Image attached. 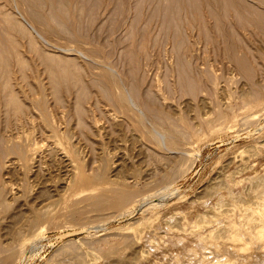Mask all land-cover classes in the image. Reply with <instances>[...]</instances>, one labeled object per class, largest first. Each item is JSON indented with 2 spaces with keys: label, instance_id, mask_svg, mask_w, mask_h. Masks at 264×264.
<instances>
[{
  "label": "rangeland",
  "instance_id": "374dc122",
  "mask_svg": "<svg viewBox=\"0 0 264 264\" xmlns=\"http://www.w3.org/2000/svg\"><path fill=\"white\" fill-rule=\"evenodd\" d=\"M217 1L0 0V264L264 260V12Z\"/></svg>",
  "mask_w": 264,
  "mask_h": 264
},
{
  "label": "bare ground",
  "instance_id": "6f19581e",
  "mask_svg": "<svg viewBox=\"0 0 264 264\" xmlns=\"http://www.w3.org/2000/svg\"><path fill=\"white\" fill-rule=\"evenodd\" d=\"M17 1V0H16ZM192 1H194V0H192ZM196 1H200V2H198V4L196 3V2H192L193 4H190V3H188L189 2V0H188V2H187V0H140V4H141V10H142V12H154V10L156 9H158L159 11H160V9H161V11L163 10V11H165V10H168V11H183V12H189V10L191 9V10H193V7H195V10H197L199 7H200V9L201 10H204V11H207L208 10V8H211V10L212 9H216V8H218V7H222V5H221V2L222 1H220V3L217 1V0H196ZM232 1V0H231ZM234 1V0H233ZM232 1V2H233ZM239 1V3H240V0H238ZM238 1H234V3H236V6L239 4V3H237ZM244 1V0H243ZM245 1H249L248 2V4H253L254 6H250L249 5V9H250V11L252 12V8L254 9V10H257L258 9V11H259V8L264 12V0H245ZM8 2L9 1H7V4H8ZM11 3H12V1H10ZM14 2V1H13ZM251 2V3H250ZM17 3V2H16ZM15 3V4H16ZM20 3H21V1H20ZM195 3L197 4V7L195 6ZM246 4H247V2H245ZM6 4V3H5ZM243 4V2H241V6L239 5V10L241 11V9H242V7H243V9L245 10V6H243L242 5ZM246 4H244V5H246ZM247 4V5H248ZM11 5H13V4H11ZM17 5H18V3H17ZM235 5V4H234ZM210 6V7H209ZM213 7V8H212ZM236 7V8H237ZM247 7V6H246ZM197 8V9H196ZM235 8V9H236ZM199 9V10H200ZM242 9V10H243ZM249 9H247V10H249ZM22 10V9H21ZM155 10V11H156ZM157 10V11H158ZM210 10V9H209ZM208 10V11H209ZM238 10V11H239ZM156 11V12H157ZM160 11V12H161ZM236 11V10H235ZM237 11V12H238ZM250 11H248V15H250ZM242 12V11H241ZM241 12H238V13H240L241 14ZM261 12V11H260ZM147 13H145L146 15H147ZM244 12H242V14H243ZM245 13H246V10H245ZM23 14H24V12H23ZM262 14V13H261ZM244 15V14H243ZM247 15V14H246ZM23 16V15H22ZM241 17V16H240ZM249 17V16H248ZM251 17H253V16H251ZM28 18V17H27ZM151 18V17H150ZM155 19V18H154ZM249 19V18H248ZM246 20V19H245ZM251 20V19H250ZM250 20H249V22H250ZM246 21H248V20H246ZM254 21H255V19H254ZM250 23H252V22H250ZM249 23V24H250ZM251 25H255V24H251ZM121 97V96H120ZM122 101V100H121ZM123 101H125L124 99H123ZM161 135V134H160ZM167 135H168V133H167ZM170 136V135H169ZM172 136V135H171ZM170 136V137H171ZM168 137V136H167ZM161 139V138H160ZM162 139H164L163 138V136H162ZM162 139H161V141H162ZM186 159V158H185ZM161 187V186H160ZM158 190V189H157ZM159 191H160V195H161V197L160 198H162V197H166L167 195H173L176 191H178V189L174 186V185H172L171 183L170 184H164L161 188H159ZM157 193V192H156ZM133 194H134V192H133ZM157 195H158V193H157ZM156 195V196H157ZM160 195H158V196H160ZM134 196V195H133ZM135 196H137V195H135ZM134 196V197H135ZM132 198V193L131 194H126V195H124L123 194V197H121V199H119V202L117 203V205L119 206V204H121V203H123V202H126V201H128L129 199H131ZM156 199V198H155ZM164 199V198H163ZM131 201V200H130ZM129 201V202H130ZM162 200H152L151 202H149V201H146V205L148 206V205H150V203L151 204H153V205H158V203H160ZM145 205V206H146ZM123 206H124V204H123ZM115 207H116V205H115ZM131 213V211L129 210V211H127L126 212V214H130ZM125 214V215H126ZM257 219H260V222L259 223H257V224H252V223H250V225L247 227L246 226V224H244V223H242L243 224V226H246V227H244V228H246V229H248L246 232L253 238H251L252 240H254V243H256V242H259V243H257L258 245H260V246H263L262 248H264V245H262V244H264V243H262V242H264V218H257ZM257 219H255V220H257ZM145 220V219H144ZM143 220V224L145 223V222H147L146 220L144 221ZM140 221H141V219H140ZM263 221V222H262ZM252 222V221H251ZM253 222H254V220H253ZM140 223V222H139ZM141 223V224H142ZM255 223V222H254ZM235 224V223H234ZM241 224V223H240ZM242 224H241V226H242ZM252 224V225H251ZM140 225V224H139ZM99 226V225H98ZM97 226V227H98ZM242 228V227H241ZM241 228H238V229H241ZM243 230V229H242ZM245 230V229H244ZM233 233H235V235L233 234V237L235 238V239H238V240H246V238H245V233H239V232H237V231H233ZM36 239H38L37 237H35V239H32V240H35L36 241ZM255 239H257V240H255ZM260 241H262V242H260ZM34 242V241H33ZM35 243V242H34ZM262 243V244H261ZM35 245H36V243H35ZM259 246V247H260ZM261 250H263V249H261ZM260 251V250H259ZM263 253H264V251H263ZM255 254V258L256 259H258V257H257V255H256V253H254ZM254 254H252V255H254ZM264 255V254H263ZM262 255V256H263ZM251 258V257H250ZM254 258V257H253ZM263 258V257H262ZM256 259H255V261H256ZM264 259V258H263ZM254 261V260H253ZM262 261V262H261ZM247 262H249V261H247ZM252 262V261H251ZM257 262H258V264H259V262L260 263H264V260H262V259H259V260H257ZM209 264H215V263H209ZM255 264V263H254Z\"/></svg>",
  "mask_w": 264,
  "mask_h": 264
}]
</instances>
